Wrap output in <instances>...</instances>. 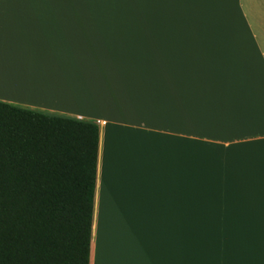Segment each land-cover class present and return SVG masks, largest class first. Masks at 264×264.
I'll list each match as a JSON object with an SVG mask.
<instances>
[{"label":"crops","instance_id":"1","mask_svg":"<svg viewBox=\"0 0 264 264\" xmlns=\"http://www.w3.org/2000/svg\"><path fill=\"white\" fill-rule=\"evenodd\" d=\"M0 102L97 126L89 264H264V0H0Z\"/></svg>","mask_w":264,"mask_h":264},{"label":"trees","instance_id":"2","mask_svg":"<svg viewBox=\"0 0 264 264\" xmlns=\"http://www.w3.org/2000/svg\"><path fill=\"white\" fill-rule=\"evenodd\" d=\"M98 128L0 102V264H89Z\"/></svg>","mask_w":264,"mask_h":264}]
</instances>
